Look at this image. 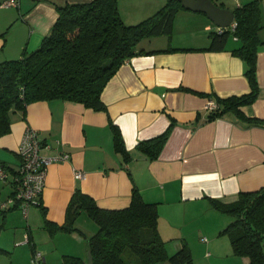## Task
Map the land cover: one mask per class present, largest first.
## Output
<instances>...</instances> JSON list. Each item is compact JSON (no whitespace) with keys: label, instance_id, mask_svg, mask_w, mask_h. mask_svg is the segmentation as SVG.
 <instances>
[{"label":"crops","instance_id":"crops-1","mask_svg":"<svg viewBox=\"0 0 264 264\" xmlns=\"http://www.w3.org/2000/svg\"><path fill=\"white\" fill-rule=\"evenodd\" d=\"M10 1L0 0V61L36 48L58 16L57 4L90 0ZM214 1L234 9L250 0H235V5ZM164 3L119 0L118 8L124 22L131 24ZM259 4L264 22V0ZM181 20L187 23L183 28L195 24L192 28L200 32H192L182 45L170 46L188 49L143 53L126 60L101 92L106 110L52 99L29 103L25 117L21 111L12 113L11 131L0 136V168L7 174L0 178V248L4 250L0 264H31L33 248L41 252L44 264H61L65 254L87 258L86 237L97 225L84 212L76 219L81 232L50 231L45 225V220L56 225L64 222L66 206L77 188L104 208L127 206L132 189L137 188L144 200L158 204V230L169 251L195 232L222 234L232 217L215 208L210 198L228 203L241 191L264 186V124L247 122L231 111L208 118L213 99L200 94L226 97L250 90L244 62L231 53L239 41L230 35L225 49H203L218 26L203 12L179 9L172 31L181 28ZM258 34L262 41L256 58L259 91L254 102L240 109L248 117L264 119V28ZM168 37L159 47L143 48L164 49L172 43ZM111 122L120 131L129 159L115 150ZM172 122L157 158L137 149L139 141L161 134ZM28 127L42 137L43 155L66 152L69 157L47 166L40 197L45 212L33 204L25 216L18 206L13 208L11 193L13 171L21 162L17 148ZM75 169L83 172L82 177L74 176ZM201 241L208 238L202 236ZM227 241L224 238L226 247ZM241 259V264L249 261L246 256Z\"/></svg>","mask_w":264,"mask_h":264},{"label":"trees","instance_id":"trees-1","mask_svg":"<svg viewBox=\"0 0 264 264\" xmlns=\"http://www.w3.org/2000/svg\"><path fill=\"white\" fill-rule=\"evenodd\" d=\"M118 1L57 4L58 16L39 45L29 51L23 49L19 57L0 61V136L11 131L12 113L21 111L25 117L27 105L35 101L63 99L95 110H106L101 92L126 60L143 53L188 49L168 46L147 50L138 46L145 37L171 35L176 12L186 9L180 0H165L152 15L133 24L122 19ZM233 11L235 26L222 32H210V45L203 49H225L228 37L235 36L239 44L231 53L244 62L250 90L226 97L200 94L216 103L208 118L231 111L247 122L264 124V119L248 117L240 109L254 102L259 91L256 58L262 42L258 33L264 28L259 0L238 5ZM172 127L173 122L161 134L139 141L137 149L150 159L157 158ZM111 128L115 150L129 159L118 127L111 122ZM38 136L42 148L43 139L39 133ZM17 154L22 162L21 155ZM13 173L16 175L18 169ZM13 183V208H20L16 183ZM40 197L41 193L35 205L41 206ZM210 201L215 208L232 217L221 233L229 236L233 252L249 258L244 264H264V186L241 191L232 202L216 198ZM41 210L45 212V207L41 206ZM81 212L97 225L96 231L86 237L93 264H194L191 248L184 241L176 251L168 252L166 240L158 230V204L144 200L137 188L132 189L129 204L121 208L100 207L91 195L77 188L66 206L64 222L56 225L45 220V225L50 231L81 232L76 226ZM36 251L39 250L33 248L32 256ZM61 264H87V258L65 254Z\"/></svg>","mask_w":264,"mask_h":264},{"label":"built area","instance_id":"built-area-1","mask_svg":"<svg viewBox=\"0 0 264 264\" xmlns=\"http://www.w3.org/2000/svg\"><path fill=\"white\" fill-rule=\"evenodd\" d=\"M13 2L12 0L10 1ZM233 22L229 28H233ZM218 32L224 31L218 27ZM211 109L216 107L215 101H210L208 104ZM17 152L22 157L21 165L18 168V173L14 176L16 187V197L20 201V208L26 216L29 206L38 202V196L42 192L44 180L47 172V166L54 161L67 160L69 154L59 152L51 156H45L41 153L40 138L38 131L33 128H26L21 141L18 145ZM83 172L75 169L74 176L82 177ZM6 172L0 168V178H6ZM31 264H44V258L40 251H36L30 260Z\"/></svg>","mask_w":264,"mask_h":264},{"label":"rangeland","instance_id":"rangeland-1","mask_svg":"<svg viewBox=\"0 0 264 264\" xmlns=\"http://www.w3.org/2000/svg\"><path fill=\"white\" fill-rule=\"evenodd\" d=\"M224 1H227L228 5H235L236 3L235 0H224ZM186 24L187 23L184 20H181L179 23V26L181 28H173L171 35L160 34V35L145 37L139 41L138 46L147 47V48L159 47L163 44L162 38L163 40H166L164 39L166 38V36H169L168 37L169 39L172 38V43H169V46L182 45L183 43L189 41L188 38L192 35L191 34L192 32L193 33L200 32L199 31L200 28H192L195 24L189 25L188 28H183L184 26L187 27ZM168 38L167 40H169ZM231 39L232 36L229 37V41ZM202 236H206L208 238V241H201ZM224 238H227L228 240L227 247L224 245ZM184 242H186L188 246L191 248L194 264H241L242 263L241 256L236 255L233 252L230 243V238L227 235V233H222V234L217 233V236L214 237L211 231L209 232L201 231V234H196L195 232L192 233L186 241L184 240ZM176 250L177 249H172L169 250L168 252L173 253ZM207 251L211 253L210 256L206 255Z\"/></svg>","mask_w":264,"mask_h":264},{"label":"water","instance_id":"water-1","mask_svg":"<svg viewBox=\"0 0 264 264\" xmlns=\"http://www.w3.org/2000/svg\"><path fill=\"white\" fill-rule=\"evenodd\" d=\"M181 5L192 11L203 12L219 28L228 30L235 15L231 8L221 6L214 0H180ZM87 264H93L91 251L87 252Z\"/></svg>","mask_w":264,"mask_h":264}]
</instances>
